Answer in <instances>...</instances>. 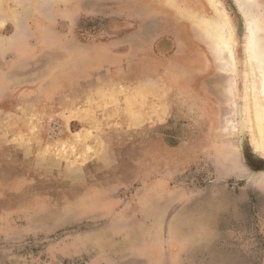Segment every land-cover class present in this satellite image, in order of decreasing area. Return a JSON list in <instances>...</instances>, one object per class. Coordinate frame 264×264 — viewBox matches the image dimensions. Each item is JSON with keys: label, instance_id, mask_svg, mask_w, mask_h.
<instances>
[{"label": "rangeland", "instance_id": "374dc122", "mask_svg": "<svg viewBox=\"0 0 264 264\" xmlns=\"http://www.w3.org/2000/svg\"><path fill=\"white\" fill-rule=\"evenodd\" d=\"M216 1L234 96L206 0H0V264H264L245 19Z\"/></svg>", "mask_w": 264, "mask_h": 264}, {"label": "bare ground", "instance_id": "6f19581e", "mask_svg": "<svg viewBox=\"0 0 264 264\" xmlns=\"http://www.w3.org/2000/svg\"><path fill=\"white\" fill-rule=\"evenodd\" d=\"M206 1L213 10L215 18L194 15L192 19L198 20L194 22L200 26L203 36L211 42L214 58L221 68L231 73L229 91L234 96L236 60L231 26L226 14L219 6L220 3L218 4L216 0ZM235 3L243 14L246 26L244 52L248 72L245 83L247 94L245 112L253 144L264 156V23L259 15L249 13V8L255 5L254 0H235ZM3 23L5 20L0 17V27ZM230 133H236L235 121L230 122Z\"/></svg>", "mask_w": 264, "mask_h": 264}]
</instances>
